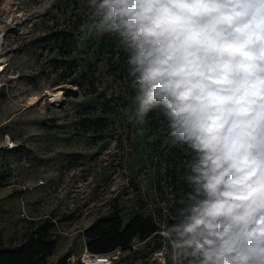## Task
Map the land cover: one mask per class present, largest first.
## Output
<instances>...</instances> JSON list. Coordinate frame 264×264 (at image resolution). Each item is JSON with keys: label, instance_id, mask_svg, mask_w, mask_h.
<instances>
[{"label": "rangeland", "instance_id": "374dc122", "mask_svg": "<svg viewBox=\"0 0 264 264\" xmlns=\"http://www.w3.org/2000/svg\"><path fill=\"white\" fill-rule=\"evenodd\" d=\"M82 11L81 0H0V236L14 247L51 220L57 246L47 264L67 255L77 264L100 218L120 211L127 224L142 214L161 231L135 240L117 264H172L162 232L191 191V151L171 144L159 110L158 127L127 121V54L114 35L112 57L100 32L74 31ZM65 30L76 39L67 58L53 40Z\"/></svg>", "mask_w": 264, "mask_h": 264}, {"label": "clouds", "instance_id": "9594fccd", "mask_svg": "<svg viewBox=\"0 0 264 264\" xmlns=\"http://www.w3.org/2000/svg\"><path fill=\"white\" fill-rule=\"evenodd\" d=\"M114 35L135 126L153 110L191 157L162 235L172 264H264V0H81Z\"/></svg>", "mask_w": 264, "mask_h": 264}, {"label": "trees", "instance_id": "16d2710c", "mask_svg": "<svg viewBox=\"0 0 264 264\" xmlns=\"http://www.w3.org/2000/svg\"><path fill=\"white\" fill-rule=\"evenodd\" d=\"M89 16V13L82 11L73 23V30L79 32L83 22L87 21ZM69 34L71 32L65 30L60 35L53 37V40L58 44L59 54L64 58L71 56L76 51V39L74 35L69 37ZM109 36L108 33L100 32V45L106 47L107 53L114 57L117 56L116 44L108 40ZM156 114V110L150 112L147 123L158 127ZM170 177L175 178V172L170 173ZM54 227L55 223L47 220L32 230L21 244L14 247H7L0 236V264H47L57 246L56 240L51 237ZM160 231L159 224L152 217L137 214L126 224L121 212L115 211L108 217L100 218L88 228L84 233V238L86 239V248L91 254L105 255L117 249H121L123 252L128 251L135 240L142 243L147 242L158 236ZM68 259V255L64 256L60 262L68 264Z\"/></svg>", "mask_w": 264, "mask_h": 264}, {"label": "built area", "instance_id": "2783aa9c", "mask_svg": "<svg viewBox=\"0 0 264 264\" xmlns=\"http://www.w3.org/2000/svg\"><path fill=\"white\" fill-rule=\"evenodd\" d=\"M121 249H117L105 255L91 254L87 249L85 254L78 259L81 264H115L122 254Z\"/></svg>", "mask_w": 264, "mask_h": 264}]
</instances>
